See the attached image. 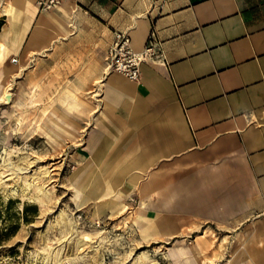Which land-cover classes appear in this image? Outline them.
<instances>
[{
	"label": "crops",
	"instance_id": "0c3cea01",
	"mask_svg": "<svg viewBox=\"0 0 264 264\" xmlns=\"http://www.w3.org/2000/svg\"><path fill=\"white\" fill-rule=\"evenodd\" d=\"M64 1L106 29V49L123 32L139 53L151 31L160 49L137 81L104 76L103 63L89 86V129L73 154L93 193L83 205L133 200L154 238L207 226L247 239L234 254L255 264L249 251L264 239V0ZM107 186L113 194L103 197Z\"/></svg>",
	"mask_w": 264,
	"mask_h": 264
},
{
	"label": "rangeland",
	"instance_id": "374dc122",
	"mask_svg": "<svg viewBox=\"0 0 264 264\" xmlns=\"http://www.w3.org/2000/svg\"><path fill=\"white\" fill-rule=\"evenodd\" d=\"M67 15L65 26L71 36L29 63L32 74L18 75L13 80L12 102L0 104V172L4 175L0 181V264H129L134 254L146 249L159 264H170L168 249L175 252L180 247L186 248L185 259L193 264H227L247 246V239L226 237L207 226L184 227L176 238L144 237L140 224L134 222L133 200L106 207L93 218L94 206H79L71 200L67 177L77 166L73 154L89 129V86L99 80L96 74L104 63L107 31L79 9ZM36 81L39 101L30 106L26 94ZM44 108L46 115L41 116ZM6 162L26 170L15 176L4 167ZM43 170L48 179L32 182L49 195L41 203L40 194L33 186L27 188L23 179L41 177ZM123 205L128 210L121 212ZM60 212L74 225V233L68 232ZM83 234L89 241L78 248L76 242ZM117 235L122 237L118 241ZM98 236L105 237L99 245ZM235 256L238 259L231 264L248 263L247 255Z\"/></svg>",
	"mask_w": 264,
	"mask_h": 264
},
{
	"label": "bare ground",
	"instance_id": "6f19581e",
	"mask_svg": "<svg viewBox=\"0 0 264 264\" xmlns=\"http://www.w3.org/2000/svg\"><path fill=\"white\" fill-rule=\"evenodd\" d=\"M73 8V5L67 1L60 3L56 7L49 11L40 10L38 3H33L32 0H0V17L4 19V24L0 28V104H9L12 102V86L13 80L21 75L22 72L27 71L32 74V70L29 69V63H35L40 58L47 55V52L61 41L69 38L71 33L65 26V22L69 19L67 15L69 10ZM135 32L130 31V36ZM137 43L135 38L131 42V48L137 52ZM16 57V60L12 59ZM100 83V81L98 82ZM40 83L36 81L31 86L30 91L27 92V105H34L38 102ZM47 109L41 110V116L46 115ZM23 116V114H20ZM40 116V117H41ZM63 117H61L62 119ZM53 126L58 130L61 126L54 119L51 120ZM39 127V124L36 126ZM5 162V161H4ZM7 170H10V174L15 176L18 173L26 170L25 166L20 164H13L12 162H6L4 165ZM82 170L75 167L71 174L67 177V181L72 189L71 200L76 205H83L88 202L92 196L90 179L87 175H82ZM41 177L36 176L29 181L28 178L23 179L26 183V187H34V191L40 194L39 201L43 203L48 200L49 195L44 190L43 186H35L32 184L33 180L39 183H43L45 179H48V172L46 170L41 171ZM4 178L3 172H0V181ZM106 193L104 195H111L113 191L107 186ZM117 196H113L108 203L117 205ZM94 200V199H93ZM87 205V204H86ZM95 210L93 217L103 214V208L94 204ZM128 210L126 205L122 206V211ZM132 214L134 215V222L139 223L141 226L142 235H154L153 223L145 219L142 213V208L136 207ZM59 217L63 223L68 226L69 231L74 233V225L64 220V213L60 212ZM122 237L117 235L116 241ZM89 238L86 234L82 235V239L76 242L77 247L83 246ZM105 241V237L98 236L96 243L102 244ZM97 245V246H98ZM259 250L253 248L250 250V259L255 264H264V239L258 238L254 241V246ZM168 257L170 264H193L191 260L185 259L187 255L186 248H176L175 252L169 251ZM237 256L235 254L231 259L227 261V264L235 262ZM129 264H159L152 258L149 250H141L134 254Z\"/></svg>",
	"mask_w": 264,
	"mask_h": 264
},
{
	"label": "built area",
	"instance_id": "2783aa9c",
	"mask_svg": "<svg viewBox=\"0 0 264 264\" xmlns=\"http://www.w3.org/2000/svg\"><path fill=\"white\" fill-rule=\"evenodd\" d=\"M60 2L61 0H41L38 7L40 10L49 11ZM159 58L160 49L153 31L149 33L144 48L139 53L132 50L130 38L126 33L114 32L105 52L103 75L115 73L135 82L140 77L141 65Z\"/></svg>",
	"mask_w": 264,
	"mask_h": 264
},
{
	"label": "trees",
	"instance_id": "16d2710c",
	"mask_svg": "<svg viewBox=\"0 0 264 264\" xmlns=\"http://www.w3.org/2000/svg\"><path fill=\"white\" fill-rule=\"evenodd\" d=\"M1 26H2V25H1ZM1 26H0V27H1Z\"/></svg>",
	"mask_w": 264,
	"mask_h": 264
}]
</instances>
